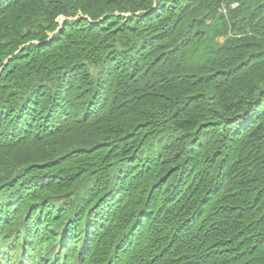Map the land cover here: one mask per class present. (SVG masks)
Returning <instances> with one entry per match:
<instances>
[{
	"label": "trees",
	"instance_id": "1",
	"mask_svg": "<svg viewBox=\"0 0 264 264\" xmlns=\"http://www.w3.org/2000/svg\"><path fill=\"white\" fill-rule=\"evenodd\" d=\"M0 70V219L44 200L90 210L76 237L113 213L111 264H264V0H0Z\"/></svg>",
	"mask_w": 264,
	"mask_h": 264
}]
</instances>
